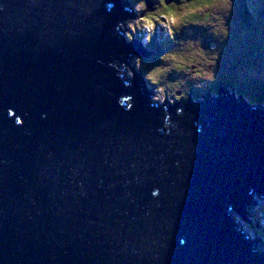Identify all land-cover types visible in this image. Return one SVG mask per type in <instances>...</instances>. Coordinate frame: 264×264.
Instances as JSON below:
<instances>
[{
  "label": "water",
  "instance_id": "obj_1",
  "mask_svg": "<svg viewBox=\"0 0 264 264\" xmlns=\"http://www.w3.org/2000/svg\"><path fill=\"white\" fill-rule=\"evenodd\" d=\"M126 5L0 0V264H264L236 215L264 198V106L203 96L163 129L119 76L150 53Z\"/></svg>",
  "mask_w": 264,
  "mask_h": 264
},
{
  "label": "clouds",
  "instance_id": "obj_2",
  "mask_svg": "<svg viewBox=\"0 0 264 264\" xmlns=\"http://www.w3.org/2000/svg\"><path fill=\"white\" fill-rule=\"evenodd\" d=\"M237 2L238 0H152V7L149 8L148 0H133L135 15L117 24L129 43L142 34L141 43L151 44L158 30L173 42L172 47L166 48L159 55V63L153 64L141 76L142 80L152 86L151 100L163 106V129L170 130L172 126L167 104L177 105V102L189 98L193 88L202 89L215 81L221 46L231 34L228 21ZM244 2L255 15V3L259 0ZM128 6L126 8L130 10ZM191 26L205 29L206 34L216 43L206 47L203 37L195 35ZM185 29L187 35L183 34ZM143 63V58L136 56L135 70H140ZM135 74L128 63L121 66L119 76L124 79L126 86L132 84ZM172 74H175V78L170 79ZM143 84L148 87L145 82ZM118 102L126 110H131L133 106L131 95L120 97ZM182 112L181 107L176 108L177 115ZM12 114L9 109V115ZM16 122L20 124L21 118L17 117Z\"/></svg>",
  "mask_w": 264,
  "mask_h": 264
},
{
  "label": "rangeland",
  "instance_id": "obj_3",
  "mask_svg": "<svg viewBox=\"0 0 264 264\" xmlns=\"http://www.w3.org/2000/svg\"><path fill=\"white\" fill-rule=\"evenodd\" d=\"M122 1L127 2V4H129L130 12L134 16L135 12L133 10V0H122ZM149 2L151 4H149ZM243 2L244 0L241 1L242 3L241 4L238 1L233 9L232 16L228 21L231 29V34L229 38L221 46V52H220V58L226 60L224 68L225 66H230L231 64L235 63L234 67H232V65L231 67H227L228 71H222L220 69H217L216 79L214 82L208 83L206 87L199 90L193 88L192 91L189 93V98L187 100H182L177 102L176 103L177 105L188 101L199 102L202 100V97L205 96V95H201L202 93H206V96L209 98H217L219 90L223 89L227 85L229 87L228 88L229 90L226 87L228 94L233 92L237 97L242 95L250 102H253L254 98L257 97V95L254 97V91L252 87L247 85L245 86L241 81L237 82L236 78H232L233 77L232 75L237 76V74L239 73H243V72L250 73L251 70L245 69L244 67L247 61V55H246L247 47L249 45L251 46V42L253 43L254 40L257 41L258 28L256 27V25L259 24V22L261 24L262 19L264 20V16H262V18H260L261 21L259 20V22L255 24L257 18L256 17L251 18L247 14V12L250 13V11L249 8L246 9V5ZM260 5H262V7L264 8V0H259V2L255 3V6H260ZM148 6L149 8L152 7V0H148ZM192 27L195 35L202 37L207 35L205 29H203L202 27H198V26H192ZM183 34L187 35V29L184 30ZM207 37L212 39V37L209 35H207ZM262 37L263 35L261 34V40H263ZM134 40L139 43L140 47L144 51L150 52L149 54L141 56L143 58L144 63H143V67L140 70H135V66H134V59L136 56H140V53H131V55L128 57V59H130L129 65L133 67L134 71L140 77L143 76L144 72H146L153 64L159 63V55L166 48L173 46V42L168 40L166 35H164L160 30H158L154 34L151 44L143 45L141 43L142 34L137 35V37ZM252 73L253 70L251 71V74ZM227 74H230V76ZM241 76L243 78L247 77L245 75H241ZM173 78H175V74H172L170 76V79ZM226 81H228V84ZM145 83L146 86H148L147 89L151 91L152 86L146 81ZM200 92L202 93L200 94ZM150 93L152 95V91ZM223 94L227 95L225 91H223ZM254 196H255L254 203H252V205L246 209L245 217H240L238 214L236 215L238 220L241 221V224L244 227V229L249 233L250 237L255 238L254 246L257 247L259 254L264 255V198L256 194Z\"/></svg>",
  "mask_w": 264,
  "mask_h": 264
},
{
  "label": "trees",
  "instance_id": "obj_4",
  "mask_svg": "<svg viewBox=\"0 0 264 264\" xmlns=\"http://www.w3.org/2000/svg\"><path fill=\"white\" fill-rule=\"evenodd\" d=\"M238 1L241 3V1H243V0H238ZM243 3L246 5V9H248L247 4L245 2H243ZM247 14L251 18H253V17L257 18V20L255 21V24H256L259 22L260 18H262V16H264V8L262 7V5L255 6V15H253L252 12H250V13L247 12ZM256 27L258 28V30H257L258 39H257V41L254 40L253 43L251 42V46L249 45L247 47V54H246L247 55V61H246L245 66H244L245 69H250L251 71L253 70V73L251 74V71H250V73H246V72L239 73V72H237L239 74H237V76L232 75L233 76L232 78H236L237 82L241 81L243 83V85H245V86L247 85V86L252 87V89L254 91V97L257 95V97L254 98V101L252 103H263L264 104V38H263L264 37V33H263L264 32V20L262 19L261 24L259 22V24H257ZM261 34L263 35V37H262L263 40H261ZM156 37H158V36H156ZM203 38H204V45L205 46H209V45L216 42L213 38L212 39L208 38L207 35H205ZM143 55H146V53H142L140 55V57ZM225 61H226L225 59L219 58L216 70L220 69L222 71H228L227 67H231V65H232V67H234L235 63L231 64L230 66H225V68H224ZM237 66H236V68H237ZM227 75L230 76V74H227ZM241 75H245L247 77L243 78ZM229 76H226V77H229ZM226 82L228 84V81H226ZM226 87L229 88L228 85ZM202 92H204V91H202ZM202 92H200V94Z\"/></svg>",
  "mask_w": 264,
  "mask_h": 264
},
{
  "label": "bare ground",
  "instance_id": "obj_5",
  "mask_svg": "<svg viewBox=\"0 0 264 264\" xmlns=\"http://www.w3.org/2000/svg\"><path fill=\"white\" fill-rule=\"evenodd\" d=\"M133 55H134V54H133ZM144 81H145V80H144ZM246 101H247V99H246ZM193 103H197V102H194V101H193V102H189V101L187 102L188 105H192ZM182 104H183V103H182ZM178 105H181V104H178ZM256 195H259V194H256ZM262 198H263V197H262ZM249 206H251V205H249ZM249 206H248V207H249ZM248 207H247V208H248ZM236 214H237V213H236ZM237 220H238V219H237Z\"/></svg>",
  "mask_w": 264,
  "mask_h": 264
}]
</instances>
